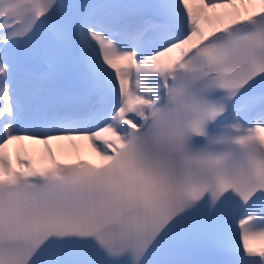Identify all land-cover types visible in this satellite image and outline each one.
Instances as JSON below:
<instances>
[{"label": "snow or ice", "instance_id": "snow-or-ice-1", "mask_svg": "<svg viewBox=\"0 0 264 264\" xmlns=\"http://www.w3.org/2000/svg\"><path fill=\"white\" fill-rule=\"evenodd\" d=\"M0 264H264V0H0Z\"/></svg>", "mask_w": 264, "mask_h": 264}, {"label": "bare ground", "instance_id": "bare-ground-1", "mask_svg": "<svg viewBox=\"0 0 264 264\" xmlns=\"http://www.w3.org/2000/svg\"><path fill=\"white\" fill-rule=\"evenodd\" d=\"M29 147L31 149V146H29ZM54 151L56 152L57 159L63 163L64 162H72L75 159L74 157L68 155L67 149H65L64 153H61L60 150L54 146ZM80 156H81V159H87L93 163L98 162V157L95 155V153L91 150L90 147L86 146L83 149H81ZM34 158H37V160H38V157H34ZM37 160H36V162H37Z\"/></svg>", "mask_w": 264, "mask_h": 264}]
</instances>
